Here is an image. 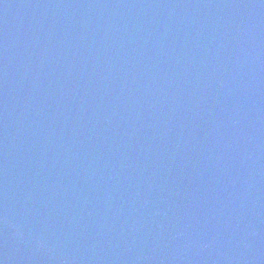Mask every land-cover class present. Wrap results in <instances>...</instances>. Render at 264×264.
Returning a JSON list of instances; mask_svg holds the SVG:
<instances>
[{"label": "water", "instance_id": "obj_1", "mask_svg": "<svg viewBox=\"0 0 264 264\" xmlns=\"http://www.w3.org/2000/svg\"><path fill=\"white\" fill-rule=\"evenodd\" d=\"M0 264H264V0H0Z\"/></svg>", "mask_w": 264, "mask_h": 264}]
</instances>
